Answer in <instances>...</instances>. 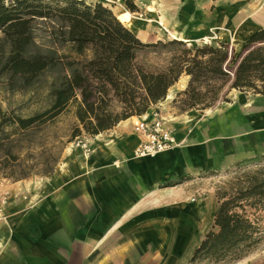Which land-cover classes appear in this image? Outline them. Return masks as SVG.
<instances>
[{
	"label": "crops",
	"instance_id": "crops-1",
	"mask_svg": "<svg viewBox=\"0 0 264 264\" xmlns=\"http://www.w3.org/2000/svg\"><path fill=\"white\" fill-rule=\"evenodd\" d=\"M168 1L172 10L164 16L166 22L196 39L191 43L215 29L221 37L216 43L236 41L243 46L250 34L264 28V0ZM139 39L153 44L159 37ZM188 81L182 77L168 90L172 96L158 106L161 114ZM256 98L243 108L224 104L211 114L190 110L187 123L172 116L165 125L173 132L175 146L155 158L135 156L142 137L134 130V117L84 138L88 153L68 149L55 174L36 193L30 186L23 195L31 204L24 207L19 198L16 211L0 221V264H176L182 253L188 264L200 242L185 252L180 243L184 234L175 239V220H186L178 212L193 207V182L242 160L264 157V97ZM146 115L135 118L140 121ZM20 184L14 185L17 191ZM210 212L203 204L197 216L203 219ZM136 220H147L156 231L151 236L161 241L162 259L158 252L146 251L132 232L120 231L129 223L142 225Z\"/></svg>",
	"mask_w": 264,
	"mask_h": 264
},
{
	"label": "trees",
	"instance_id": "trees-1",
	"mask_svg": "<svg viewBox=\"0 0 264 264\" xmlns=\"http://www.w3.org/2000/svg\"><path fill=\"white\" fill-rule=\"evenodd\" d=\"M40 24L50 26V40L68 46L73 59L37 45ZM153 46L141 42L101 3L0 0V84L22 91L36 86L44 75L50 77L45 108L27 117L0 115V176L14 182L32 174L50 176L57 158H48L38 174L37 166L25 165L21 156L36 147L32 135L55 123L70 106L78 122L71 133L76 138L82 132L96 136L146 114L165 100L181 75L189 77L186 89L177 94L186 97L187 110L211 108L226 87L264 97V28L250 34L238 53L221 43L179 49L160 72L136 64L138 54ZM114 105L119 112L112 110ZM215 197L212 227L188 264H236L264 241V165L238 168Z\"/></svg>",
	"mask_w": 264,
	"mask_h": 264
},
{
	"label": "rangeland",
	"instance_id": "rangeland-1",
	"mask_svg": "<svg viewBox=\"0 0 264 264\" xmlns=\"http://www.w3.org/2000/svg\"><path fill=\"white\" fill-rule=\"evenodd\" d=\"M131 2L137 10L135 12H131L128 8V4ZM86 0V3H101L105 7L109 8L113 14L116 11H128L131 14L136 16V26L132 29V33L140 38V34L145 33L147 37H152V40H155V36L159 37V40L156 39V43H153L154 46L150 48H146L142 50L136 59V64L141 66L147 72H160L166 66L167 63L171 60L173 54L182 48H193L194 46H217L216 40H201L197 43L191 42H182L177 40H172L167 32V30L173 29L165 20V15L171 12L172 6L170 1L168 0ZM148 8L152 9V12L149 13ZM154 15V17L152 16ZM161 18L163 27L162 29L157 25V20ZM39 30L36 34V43L42 49L55 48L58 50L59 54L70 56L73 59V55L69 52V47L65 45H60L59 43H54L50 40V26L47 24H40ZM142 32V33H140ZM181 42V43H173ZM230 52L238 53L239 50L235 49L233 45H227ZM242 47V46H241ZM182 77H188L185 75H181ZM179 78V80H180ZM178 80V81H179ZM189 80V77H188ZM177 81V82H178ZM50 82V77L48 75H44L41 77L40 81L31 89L22 90V91H11L4 84H0V115L2 114H10L14 113L16 115H20L22 117H27L32 115L34 112L39 111L40 109L45 108L49 103L47 86ZM189 82V81H188ZM176 84V83H175ZM174 84V85H175ZM188 85V84H187ZM187 87V86H186ZM186 89V88H185ZM184 89V90H185ZM228 87H226L218 99V101L209 109L199 111V112H209L216 110L217 107H220L224 104L235 105L238 108H243L249 102H257L256 96L251 94H245L237 91H228ZM183 90V91H184ZM181 91V92H183ZM169 92V91H168ZM169 93H167L168 95ZM178 94V93H177ZM186 97L176 95L174 97L173 102L169 104L170 108H166L165 115L161 114L158 109L160 104L165 105V101L167 100V96L164 101L158 103L157 105L151 106L147 113L149 115L148 118H152L154 112H158L160 115H163V119L166 122H170L172 120V116L179 115L181 117L186 116V114L190 111L185 108L184 101ZM228 101V102H227ZM164 108V106H162ZM258 109L263 108L262 105L258 104ZM157 108V109H156ZM114 112H119V108L114 105L112 107ZM169 110V111H167ZM163 111V112H164ZM75 107L70 106L63 114H61L55 123L51 126L45 128L40 133H35L30 138L31 144H35L36 147L31 152H23L21 156V160L24 161L25 165L28 166L34 165L37 166V170L35 173L41 174L42 170L45 167H42L48 158H57L56 163L54 164L53 174L58 169V166L62 163L65 153L70 148L80 149L81 147L77 144L83 141L87 136L84 132L81 133L80 136L76 138H71L72 131L78 126V122L74 116ZM162 112V113H163ZM144 114V115H146ZM209 114H211L209 112ZM142 115V116H144ZM137 116V117H142ZM145 118H147L145 116ZM81 130V129H80ZM69 141V142H68ZM86 142V141H84ZM89 147V145H88ZM85 152V150H84ZM88 153V152H86ZM264 165V157L257 156L256 159H246L241 162L234 163L230 166H227L224 170L217 172H209L202 176L195 182H193V192L192 197L190 198V202L193 205L191 209H186L185 211L178 212V217L182 214L186 217V220H175L177 223L176 226V236L178 237L180 233L184 234V239L180 242L181 244H185L183 246V250H188L203 239L204 235L209 231L212 227L213 220L212 211L214 208L218 207L217 199L215 194L218 190L222 189L232 178L235 177V173L238 168L241 169H253L257 166ZM50 177V176H48ZM48 177H41L37 174H32L28 179L21 180L18 182H14L11 179H5L0 176V221L8 220V214L12 211H16L17 204L19 202V198L22 202L26 203L24 207L30 205V200H27V197L23 195L27 194L30 190V186H32V191L36 193L37 189L40 188L41 184H43L45 179ZM26 181L27 183H25ZM31 181V184H30ZM18 191L14 188L15 184H19ZM18 192V193H17ZM20 192V193H19ZM23 197V198H22ZM208 204V208L211 212L203 219H199L197 216L198 208L203 205ZM189 216L193 217L192 220H189ZM139 222H143L142 225L136 227L135 225L129 223L126 226L122 227L120 231L123 232H132L133 237H138L140 239V243L146 248V251H149L151 255L158 252V258H163L160 250L158 249L159 245H161V241L156 238V235L151 236V234H155V230H151L147 225V220H136ZM156 222V221H155ZM164 221H159L162 223ZM157 223V222H156ZM164 225V224H163ZM163 228L164 226H160ZM130 236V239L133 238ZM174 241H171V244ZM76 245V244H75ZM149 248V250L147 249ZM165 250V253H167ZM163 253V252H162ZM161 255V256H160ZM246 259V258H245ZM176 264H186L183 259V253L178 255L175 259ZM264 264V241L262 242L260 249L247 257L246 261L242 264ZM196 264H210L207 262H198Z\"/></svg>",
	"mask_w": 264,
	"mask_h": 264
},
{
	"label": "built area",
	"instance_id": "built-area-1",
	"mask_svg": "<svg viewBox=\"0 0 264 264\" xmlns=\"http://www.w3.org/2000/svg\"><path fill=\"white\" fill-rule=\"evenodd\" d=\"M134 130L142 137L141 142L134 151L138 158H155L156 156L172 149L175 146V138L172 130L166 127L165 120L158 112H154L151 120L143 118ZM78 143L83 151H89L88 143Z\"/></svg>",
	"mask_w": 264,
	"mask_h": 264
},
{
	"label": "bare ground",
	"instance_id": "bare-ground-1",
	"mask_svg": "<svg viewBox=\"0 0 264 264\" xmlns=\"http://www.w3.org/2000/svg\"><path fill=\"white\" fill-rule=\"evenodd\" d=\"M148 11H149V13L150 12H152V9H150V8H148ZM114 15H115V17L128 29V30H130L131 32H132V29L136 26V23H135V20L137 19L136 18V16L134 15V14H131L130 12H128V11H116V13H114ZM162 19L161 18H159L156 22H157V25L159 26V27H161L162 29H165V30H167L166 28H164L163 27V24H162ZM167 32H168V34H169V36H170V38L172 39V40H177V41H182V42H192L193 40H195L196 41V39H194V38H190V39H188V37L187 36H185L181 31H177L176 29H171V30H167ZM140 33H142V32H140ZM140 38L142 39V41H146L147 40V36H146V34L145 33H142V34H140ZM219 38H221L220 36H219V33L217 32V31H215V29H211V35L210 36H208V37H204V40L206 41V42H208L207 40L209 39V40H217V39H219ZM232 39H235V37H232ZM234 41V40H233ZM232 45L235 47V49H237V50H239L240 48H242L241 46V44H240V42H236V41H234L233 43H232ZM172 95H171V93H169L168 95H167V98H170ZM147 117L149 116L148 114L146 115ZM143 118H145V117H143ZM190 116L189 115H186V116H184V117H182L181 118V120H182V122L183 123H187L189 120H190ZM147 119V118H146ZM131 122L134 124V125H136L138 122H139V120H138V118H131ZM246 260H243V261H241L240 263H238V264H242L243 262H245ZM245 264H247V263H245Z\"/></svg>",
	"mask_w": 264,
	"mask_h": 264
}]
</instances>
